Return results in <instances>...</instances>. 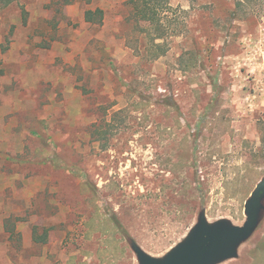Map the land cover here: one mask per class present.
<instances>
[{
	"label": "rangeland",
	"instance_id": "obj_1",
	"mask_svg": "<svg viewBox=\"0 0 264 264\" xmlns=\"http://www.w3.org/2000/svg\"><path fill=\"white\" fill-rule=\"evenodd\" d=\"M128 1L0 5V264H140L132 243L163 258L202 213L247 219L264 178V0H171L155 60ZM218 264H264V211Z\"/></svg>",
	"mask_w": 264,
	"mask_h": 264
},
{
	"label": "water",
	"instance_id": "obj_2",
	"mask_svg": "<svg viewBox=\"0 0 264 264\" xmlns=\"http://www.w3.org/2000/svg\"><path fill=\"white\" fill-rule=\"evenodd\" d=\"M263 211L264 178L246 201L247 219L243 225H234L226 219L210 223L202 213L189 236L163 258L152 256L136 242L132 248L140 264H218L238 255L239 246L259 227Z\"/></svg>",
	"mask_w": 264,
	"mask_h": 264
},
{
	"label": "trees",
	"instance_id": "obj_3",
	"mask_svg": "<svg viewBox=\"0 0 264 264\" xmlns=\"http://www.w3.org/2000/svg\"><path fill=\"white\" fill-rule=\"evenodd\" d=\"M18 0H0L1 6H7ZM255 0H236V11H244L247 7H251ZM130 6L129 19L133 21L134 26L141 28L144 32L147 42V50L149 53L154 52L150 57L155 60L167 53L168 48L157 44V40L166 39L173 35L171 31L173 25L170 24L169 13L174 10L171 0H129ZM24 13L26 11L24 10ZM86 20L92 23H102L104 18V10L97 8L86 11ZM236 20L240 16L233 13ZM147 24V25H145ZM262 142L264 145V128H261Z\"/></svg>",
	"mask_w": 264,
	"mask_h": 264
}]
</instances>
